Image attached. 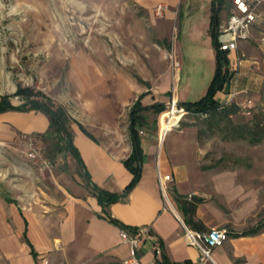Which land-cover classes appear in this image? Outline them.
I'll use <instances>...</instances> for the list:
<instances>
[{"label": "crops", "instance_id": "0c3cea01", "mask_svg": "<svg viewBox=\"0 0 264 264\" xmlns=\"http://www.w3.org/2000/svg\"><path fill=\"white\" fill-rule=\"evenodd\" d=\"M132 1L144 9L157 3L166 4L164 17L168 21L173 18L174 8H178V23L171 42L177 66L172 95L178 102L191 101L186 98L195 82L191 76L194 69L185 68L182 73V56L185 52L194 57V64L205 63L210 68L211 79L215 69V51L209 32L212 0ZM183 3L186 9L195 4L201 12L194 17L188 11L182 14ZM229 7V0L221 6L219 24L226 20ZM180 16L184 19L183 29L178 25ZM263 30L264 20L254 25L250 39L238 42L237 50L226 52L230 78L215 93L219 102L245 104L252 100L249 95L253 96L258 81L255 73L258 60L253 48L262 50L255 38ZM251 40L261 50L251 45ZM91 67L71 75L68 90L47 94L65 107L70 117L72 142L82 164L66 149L54 151L52 168L36 172L40 185L51 189L54 195H48L46 201L32 200L28 204L6 194L0 198V264H44L43 259L46 264H52L55 259L72 264L93 259L122 264V259L128 255L129 247L119 236L122 227L106 217L93 186L121 192L129 183L132 173L123 160L132 150L130 108L140 96L142 105L158 102L166 109L171 95L169 75L157 92H148V87L142 88L128 76L108 75L96 66ZM203 82L200 79L199 89L202 85L206 90L208 84ZM140 114L145 122L137 127L142 153L139 179L122 199L107 208L109 215L122 225L135 230L147 228L138 248L140 264H160L161 253L171 261L201 264L198 247L184 239L180 222L184 213L172 196L173 207L165 203L158 172L171 175L169 186L175 194L202 198L193 213L196 227L190 228L226 230L227 239L213 250L211 260L204 264H264V219H258L259 207L263 205L262 187L260 182L257 185L251 181L256 174L246 170L204 169L195 124L183 123L161 136L162 111L148 108ZM48 128L49 119L40 110L0 112V143L13 142L27 133L42 134ZM52 137L46 139L49 148L53 147ZM257 226L255 232L244 233ZM155 246L161 249L160 254L155 253Z\"/></svg>", "mask_w": 264, "mask_h": 264}, {"label": "rangeland", "instance_id": "374dc122", "mask_svg": "<svg viewBox=\"0 0 264 264\" xmlns=\"http://www.w3.org/2000/svg\"><path fill=\"white\" fill-rule=\"evenodd\" d=\"M158 4L164 6L161 16L154 13ZM166 9L164 3L144 9L132 0H0V100L8 98L12 104H22L26 98L16 94L18 88L44 94L68 90V78L89 66H96L108 75L128 76L142 88L148 87V92H157L169 75L171 98L177 73L171 42L178 23V8H174L169 21L164 17ZM187 11L191 17L201 12L197 5L186 9L183 3L181 13ZM179 20L178 25L183 29V17ZM249 42L257 47L254 40ZM253 50L258 60L255 71L258 81L253 96L249 95L252 100L238 103L240 111L230 117V122H217L213 130L200 134L198 143L202 147L204 169L246 170L256 174L251 181L262 187L263 205L258 210L261 221L264 219V49ZM182 58V73L185 68L194 69L191 76L195 82L186 99L196 100L205 91L202 85L199 89L200 79L208 84L210 68L202 61L194 64V57L185 52ZM168 112H162L161 121ZM178 118L174 113L170 123ZM207 120L206 114L189 112L181 117L179 126L192 123L203 130ZM255 123L262 134L237 136L238 128L244 131ZM36 172L37 168L23 154L20 138L0 143V198L6 194L25 204L32 200L46 201L48 195H54L53 191L40 185ZM42 263L47 261L43 259ZM52 264L72 263L55 259ZM83 264L107 262L93 259Z\"/></svg>", "mask_w": 264, "mask_h": 264}, {"label": "trees", "instance_id": "16d2710c", "mask_svg": "<svg viewBox=\"0 0 264 264\" xmlns=\"http://www.w3.org/2000/svg\"><path fill=\"white\" fill-rule=\"evenodd\" d=\"M227 0H212L210 5V22H209V32L212 39V45L215 51V69L214 73L207 85V88L204 94L192 101H179L178 104L183 106L190 112L193 113H203L207 115V126L201 130L197 129L198 137L200 134H204L207 130H213L215 124L220 121H228L230 122V117L240 111L239 104L235 102L224 103L219 102L215 98V93L221 89L223 84L230 78V72L228 70V59L226 55V51L221 50L219 48V42L217 40L218 36V26H219V11L221 6ZM16 94H22L26 100L22 104L14 105L12 104L8 98H2L0 100V112L8 110V109H16V110H28V109H36L44 112L49 119V128L46 132L42 133L44 140L53 136L52 146L47 147L50 157H52L54 151H58L61 149H66L72 153L75 157L76 161L79 164H82L81 158L78 155V151L72 142V133L69 129L68 122L70 117L61 104L54 102V100L40 91H33L29 88H18ZM40 95L42 98L39 99L36 96ZM152 108L155 112H163L165 110V105L163 103H153L151 105H142L140 102V96L133 102L130 112H129V135L132 141V150L130 154L123 160L124 165L128 168V170L132 173V177L129 183L121 192H112L109 190H105L99 188L97 186H93V193L96 195L98 203L102 206L106 217L120 225L122 228L127 229L129 231L135 230L132 227L124 226L118 220L111 217L107 211L108 206L115 201L122 199L128 191L137 183L140 171H141V148L139 144V136L137 127H140L144 124L145 119L140 114V111L143 109ZM258 124L255 123L244 131H241V128H238V137H244V133H249L254 137V135L262 134L263 131L257 130ZM237 129H234V131ZM254 141L255 138H252ZM170 192L173 200L175 201L178 209H181L184 213L183 221L187 226L195 228V221L193 220V213L198 203L202 201L201 197L197 196H186V195H178L174 193V190L170 187ZM8 201L11 199L8 198ZM259 226L249 229L244 233L255 232ZM199 230H204L199 228ZM161 253V249H160ZM159 253V254H160ZM32 254L35 256L36 253L32 250ZM160 264H186L187 261L184 262H176L171 261L165 256V254L161 253V258L159 259Z\"/></svg>", "mask_w": 264, "mask_h": 264}, {"label": "built area", "instance_id": "2783aa9c", "mask_svg": "<svg viewBox=\"0 0 264 264\" xmlns=\"http://www.w3.org/2000/svg\"><path fill=\"white\" fill-rule=\"evenodd\" d=\"M229 2L230 7L227 18L223 23L219 24L217 29L219 48L226 52L237 50L238 42L240 40L250 39L252 37V28L254 25L264 20V0H229ZM163 7V5L158 4L154 8V13L161 16L163 13ZM255 41L262 49L264 48V30L260 32L257 38H255ZM233 94L234 92L232 93V96ZM165 110L167 112L173 111L175 114L179 115V118L162 131L159 128V134L161 136H163L167 130L173 127H179L181 117L190 112L183 106H180L173 95L166 105ZM164 120L168 122L169 117L165 116ZM20 140L24 156L34 167L39 170H50L52 168V157L49 155L46 142L41 133L32 132L23 134L21 135ZM171 179L172 177L170 174H160L158 172L160 192L165 203L172 206L171 195L169 192V182ZM180 222L184 228L185 241L188 244L198 247V262L201 264L211 260L213 250L216 247L221 246L228 237L224 228L211 227L207 230H194L187 226L181 219ZM146 232V227L137 228L133 231L124 228L120 229V239L129 247L128 255L122 259V264H140L138 248L140 241ZM154 251L156 254H159V246H155Z\"/></svg>", "mask_w": 264, "mask_h": 264}, {"label": "bare ground", "instance_id": "6f19581e", "mask_svg": "<svg viewBox=\"0 0 264 264\" xmlns=\"http://www.w3.org/2000/svg\"><path fill=\"white\" fill-rule=\"evenodd\" d=\"M173 114H174L173 111H172V112H168V114H167V116L169 117V121H168V122H166V121L164 120V118H163L162 123H163V127H164V128H166L169 124H171L170 121H171V117H172ZM164 128H163V129H164Z\"/></svg>", "mask_w": 264, "mask_h": 264}]
</instances>
